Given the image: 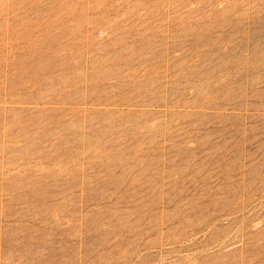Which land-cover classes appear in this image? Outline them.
Here are the masks:
<instances>
[{"label":"rangeland","instance_id":"obj_1","mask_svg":"<svg viewBox=\"0 0 264 264\" xmlns=\"http://www.w3.org/2000/svg\"><path fill=\"white\" fill-rule=\"evenodd\" d=\"M0 264H264V0H0Z\"/></svg>","mask_w":264,"mask_h":264}]
</instances>
